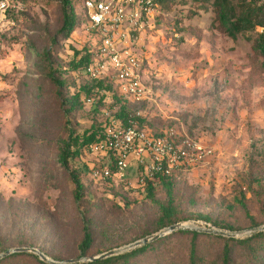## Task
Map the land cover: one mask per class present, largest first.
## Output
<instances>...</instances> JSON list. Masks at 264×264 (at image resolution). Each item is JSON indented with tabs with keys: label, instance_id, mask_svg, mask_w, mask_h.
<instances>
[{
	"label": "rangeland",
	"instance_id": "obj_1",
	"mask_svg": "<svg viewBox=\"0 0 264 264\" xmlns=\"http://www.w3.org/2000/svg\"><path fill=\"white\" fill-rule=\"evenodd\" d=\"M193 4L175 0L169 9L157 10L122 44L143 64L142 80L150 89L146 103L134 111L150 127H172L211 148L198 164L173 173L171 224L245 230L264 224V77L248 81L249 43L229 38L206 15L187 18ZM19 9L0 24V247H40L50 258L65 260L95 256L157 232L156 201L168 200L161 182L154 183L152 200L132 174L117 184L90 181L83 166L98 164L104 153L72 157L67 167L59 163L58 149L69 129L80 133L93 122H108L118 104L112 90H101L81 97L82 105L67 113L62 96L74 93L86 74L56 72L74 82L58 92L38 64L61 24L58 0H27ZM98 43L82 22L53 53V65L66 66L72 48L88 44L96 50ZM70 171L86 187L79 200ZM85 220L93 241L79 255ZM161 237L138 257L139 264H188L193 235L174 230ZM257 241L263 242L258 264H264V238L252 244ZM193 242L204 264L219 263L223 239L199 233ZM230 245L233 259L247 264V246Z\"/></svg>",
	"mask_w": 264,
	"mask_h": 264
},
{
	"label": "trees",
	"instance_id": "obj_2",
	"mask_svg": "<svg viewBox=\"0 0 264 264\" xmlns=\"http://www.w3.org/2000/svg\"><path fill=\"white\" fill-rule=\"evenodd\" d=\"M27 0H17L21 3ZM175 0H157L159 11L162 9H169L171 4ZM185 3L186 0H180ZM81 2L80 12H76V5ZM61 14L60 27L50 36V48L44 50L38 55V64L43 66L42 72H47L48 78L57 87L58 92L61 88H69L72 83L66 81L64 78H60L56 72H82L85 73L87 65L92 63L96 56V50H93L88 44H85L80 49L72 48V54L67 61L66 66L53 65L52 56L55 51L59 49L60 43L70 37V35L77 29L78 26L84 22L83 19V7L82 0H58ZM193 7L188 8L186 17L193 18L196 16L206 15L211 24L215 25V28L221 31L229 38L236 40L241 38L246 43H249L250 51L248 54V81L250 83H256L264 77V0H193ZM20 10V9H19ZM19 10L15 12L8 11L6 14L9 16H18ZM10 12V13H9ZM258 29H261L259 31ZM137 31H132L131 34L135 35ZM199 35V34H198ZM143 65V64H142ZM62 70V71H61ZM84 82L78 84V87L74 93L62 96V103L66 105L65 111L67 113L74 110L76 107L82 105V101L90 99L94 93H98L101 90L111 91L113 93L114 103L117 105V110L113 114L114 118H117L123 126L129 124L128 120L131 119L140 128L151 130L153 134L159 135L162 130L166 129L161 126L150 127L146 124V118L141 115H136L134 111L136 108L146 103L135 104L128 101H122V98L118 95L117 89L114 87V83L109 78H92L85 75ZM81 97H84L82 100ZM2 96L0 95V99ZM103 95L99 96L97 102H101ZM135 108V109H134ZM109 123L93 122L89 128L84 129L80 133H76L74 130L69 129L67 137L61 142L58 149V161L59 163L67 167L68 160L72 157H82L90 153V147L93 143L100 141L103 138L102 130L104 126ZM93 166L104 167L107 166L111 170V175L108 178L93 179L89 177L91 167L84 165V173L89 177L90 181L105 182L108 184L126 182L125 179H120L116 174V165L113 154L105 155L102 161ZM70 178L74 184V198L79 200L85 193L86 187L81 180L80 175L77 172L70 171ZM174 176H160L156 180H147L144 183V187L147 191V196L154 200V183L161 182L166 189L168 200L166 202L156 201L158 209L160 210V216L157 220L155 230H159L168 224H171V215L174 213L173 199H172V181ZM244 207L245 215L247 218L253 220V216L249 213L244 202H241ZM264 205V202H263ZM205 221H210L207 216H200ZM214 226L220 228L232 229V226L213 223ZM83 234L78 245L80 251L79 255H85L91 247L93 236L92 231L87 220L83 223ZM181 233L190 232L192 237V244L188 253V264H204V260L196 251L193 239L194 237L202 233L204 235L213 236L215 238H221L225 241L223 245L222 255L218 264H238L232 257L231 243H239L246 245L249 250L250 258L247 264L261 263V255L259 249L263 247L262 241H257L252 244L253 240L264 238V231L254 232L244 238L225 237L206 232H197L189 230H179ZM164 237L149 242L147 244L135 247L123 253H119L113 256L106 257L104 259H98L93 261L75 262L70 264H139L140 259L144 253L155 247V243L160 242ZM137 239V238H136ZM33 244V243H31ZM33 247V246H32ZM37 248V247H36ZM7 247L1 246L0 251L6 250ZM43 253L47 254L42 248L38 247ZM55 260H61L59 257L52 256ZM49 264L42 261L36 254L30 252H15L11 253L2 259L0 264Z\"/></svg>",
	"mask_w": 264,
	"mask_h": 264
},
{
	"label": "built area",
	"instance_id": "obj_3",
	"mask_svg": "<svg viewBox=\"0 0 264 264\" xmlns=\"http://www.w3.org/2000/svg\"><path fill=\"white\" fill-rule=\"evenodd\" d=\"M19 5L14 0H0V24L6 13L16 11ZM82 7L86 29L99 37L96 56L85 73L92 78L112 80L122 101L135 104L146 101L150 89L142 80L143 65L122 44L132 31L147 25L158 10L157 0H82ZM128 122L123 126L112 116L102 130L103 138L90 147V153L113 154L120 179L132 174L143 186L147 180L171 176L194 166L211 153V148L172 127L155 135L131 119ZM88 175L93 179L108 178L111 170L107 166H92Z\"/></svg>",
	"mask_w": 264,
	"mask_h": 264
},
{
	"label": "water",
	"instance_id": "obj_4",
	"mask_svg": "<svg viewBox=\"0 0 264 264\" xmlns=\"http://www.w3.org/2000/svg\"><path fill=\"white\" fill-rule=\"evenodd\" d=\"M174 230H191V231H197V232H206V233H212L216 235H222V236H227V237H237L245 233H253V232H258V231H264V224L251 227L249 229L245 230H225V229H220V228H205V227H190V226H183L182 223H175L171 224L167 227L161 228L155 233H152L150 235L144 236L138 240H135L134 242H131L129 244H126L121 247L117 248H112L107 251H104L98 255L95 256H89V257H75V258H69L65 260H55L47 256L45 253H43L41 250H39L36 247L32 246H17V247H12L8 248L2 252H0V259L3 257L15 253V252H30L33 254H36L42 261L49 263V264H67V263H75V262H81V261H93V260H98V259H104L109 256H113L119 253H123L129 249L135 248L137 246H141L144 244H147L149 242H152L156 239H158L161 236H164L166 234L171 233Z\"/></svg>",
	"mask_w": 264,
	"mask_h": 264
},
{
	"label": "bare ground",
	"instance_id": "obj_5",
	"mask_svg": "<svg viewBox=\"0 0 264 264\" xmlns=\"http://www.w3.org/2000/svg\"><path fill=\"white\" fill-rule=\"evenodd\" d=\"M184 226H187V225H184Z\"/></svg>",
	"mask_w": 264,
	"mask_h": 264
}]
</instances>
